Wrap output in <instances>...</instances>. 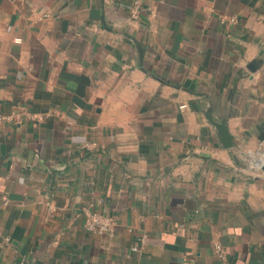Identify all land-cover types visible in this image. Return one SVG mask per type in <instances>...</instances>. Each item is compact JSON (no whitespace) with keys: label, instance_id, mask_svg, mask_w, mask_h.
I'll use <instances>...</instances> for the list:
<instances>
[{"label":"crops","instance_id":"obj_1","mask_svg":"<svg viewBox=\"0 0 264 264\" xmlns=\"http://www.w3.org/2000/svg\"><path fill=\"white\" fill-rule=\"evenodd\" d=\"M134 1L0 0V264H264V0Z\"/></svg>","mask_w":264,"mask_h":264},{"label":"built area","instance_id":"obj_2","mask_svg":"<svg viewBox=\"0 0 264 264\" xmlns=\"http://www.w3.org/2000/svg\"><path fill=\"white\" fill-rule=\"evenodd\" d=\"M139 0H135L131 8V17L134 21L141 19L142 11ZM230 22H235L236 18L231 17ZM83 148L93 149L97 146L96 142L87 141L82 144ZM116 223L112 217L97 212H86L84 221V228L93 234L98 235H110L112 236L115 232ZM8 240V239H7ZM141 244H145V239L142 237L139 239ZM140 245L132 246V251H140ZM214 255L218 259L219 264H229L226 249L219 243L214 244ZM23 264V263H21Z\"/></svg>","mask_w":264,"mask_h":264},{"label":"water","instance_id":"obj_3","mask_svg":"<svg viewBox=\"0 0 264 264\" xmlns=\"http://www.w3.org/2000/svg\"><path fill=\"white\" fill-rule=\"evenodd\" d=\"M251 69H252V71H256V69H257L256 63L252 64ZM212 123L215 125L217 131L219 132L223 146L226 148L232 147V145H233L232 144V138L228 132L226 124L223 122L217 123L214 121ZM261 170L264 171V162L261 165Z\"/></svg>","mask_w":264,"mask_h":264}]
</instances>
